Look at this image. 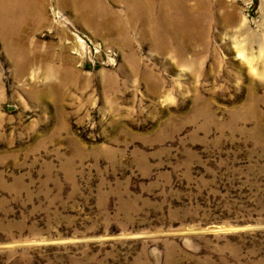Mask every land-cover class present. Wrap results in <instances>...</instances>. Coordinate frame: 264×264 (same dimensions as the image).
<instances>
[{
    "label": "rangeland",
    "instance_id": "374dc122",
    "mask_svg": "<svg viewBox=\"0 0 264 264\" xmlns=\"http://www.w3.org/2000/svg\"><path fill=\"white\" fill-rule=\"evenodd\" d=\"M93 1L0 31V264H264V0H209L181 59Z\"/></svg>",
    "mask_w": 264,
    "mask_h": 264
},
{
    "label": "bare ground",
    "instance_id": "6f19581e",
    "mask_svg": "<svg viewBox=\"0 0 264 264\" xmlns=\"http://www.w3.org/2000/svg\"><path fill=\"white\" fill-rule=\"evenodd\" d=\"M15 0H0L3 3V7L0 9V31L1 35L6 36V42L10 46L11 42L18 40L19 38V5L14 6ZM19 3V0H17ZM68 1V0H67ZM76 11L79 12L83 17L92 11V18L94 16L93 0H69ZM113 3H120L123 5L124 10L128 14H137L139 20L144 19L146 15V25L152 30L151 27L159 26L160 31L167 35H171L179 40L180 45L177 49V55L179 58H183L185 53H194L195 41L206 42V35L208 31V21L210 22V4L209 0H111ZM28 7V6H27ZM17 10H15V9ZM73 8V7H72ZM87 10V13L85 14ZM99 10L95 11L98 12ZM101 14L99 22H96L98 26H103L105 29L108 28V24H111L114 20V13L108 7L100 9ZM24 13V12H23ZM104 13H111L113 18L108 20L104 18ZM127 15V14H126ZM159 15L158 19L157 16ZM14 17L17 20H13ZM88 17V16H86ZM85 17V18H86ZM130 17V16H129ZM179 17V19H178ZM26 18V15H25ZM84 18V19H85ZM90 18V19H92ZM149 18H152L150 21ZM83 19V18H82ZM96 20V19H95ZM89 21V20H87ZM92 22V21H90ZM117 24V20H114ZM128 23V22H127ZM25 25V22L23 23ZM94 24V23H93ZM153 24H155L153 26ZM21 26V25H20ZM198 39V40H195ZM194 45H193V44ZM201 43V45H203ZM153 45L159 52H165L166 47L157 44L153 41ZM203 47V46H201ZM203 50V49H202ZM204 52V51H203ZM25 49L19 46V54L21 57H26L23 62L19 64V71L23 70L29 61L27 56L24 55ZM31 59V58H30ZM31 61V60H30ZM22 72V71H21ZM152 85V84H151Z\"/></svg>",
    "mask_w": 264,
    "mask_h": 264
},
{
    "label": "built area",
    "instance_id": "2783aa9c",
    "mask_svg": "<svg viewBox=\"0 0 264 264\" xmlns=\"http://www.w3.org/2000/svg\"><path fill=\"white\" fill-rule=\"evenodd\" d=\"M107 56V55H106Z\"/></svg>",
    "mask_w": 264,
    "mask_h": 264
}]
</instances>
